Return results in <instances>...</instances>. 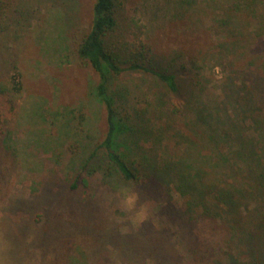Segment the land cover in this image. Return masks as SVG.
<instances>
[{
    "label": "rangeland",
    "instance_id": "374dc122",
    "mask_svg": "<svg viewBox=\"0 0 264 264\" xmlns=\"http://www.w3.org/2000/svg\"><path fill=\"white\" fill-rule=\"evenodd\" d=\"M121 1L113 40L148 47L152 65L175 73L179 83L172 92L141 72L112 77L110 94L125 134L136 141L134 159L187 167L205 189L195 212L206 206L213 216L223 214L216 226L224 241L212 256L221 264L229 250L241 251L243 231L264 223V0ZM94 4L0 0V103L14 110L0 138V264H155L84 232L82 201L104 206L88 227L125 237L148 222L159 233L171 231L178 264H206L162 214L165 202L107 177L103 155L72 191L108 129L99 76L76 49L90 31ZM177 187H168L172 204L193 201ZM220 193L236 202L231 214Z\"/></svg>",
    "mask_w": 264,
    "mask_h": 264
},
{
    "label": "trees",
    "instance_id": "16d2710c",
    "mask_svg": "<svg viewBox=\"0 0 264 264\" xmlns=\"http://www.w3.org/2000/svg\"><path fill=\"white\" fill-rule=\"evenodd\" d=\"M121 6V0H95L90 31L76 42L77 54L81 62L91 67L99 76L96 92L106 108L108 129L103 141L98 144L86 160L82 171L76 176L71 186L72 191L79 190L84 183V173L103 155L104 160L108 163L106 170L104 169L107 177L117 176L125 182L136 183L141 187L140 194L142 196L165 202L162 214L173 225L180 228L181 235L186 239L192 253L199 255V260L203 263H220L221 261L213 259L212 256L216 254L217 249L224 241L220 238L222 232L216 226L223 214L218 213L213 216L212 208L206 206L203 214L195 212L197 198L202 202L205 189L200 191L196 187L187 167L183 166L184 164L181 162L176 165L162 164L147 156H143L142 159L140 158L141 160L134 159L135 148L133 146L136 141L133 135L125 134L124 119L120 115L115 98L110 94L112 77L120 76L126 72H141L155 77L172 92L179 91V83L175 73L162 71L152 65L148 47H129L113 40V35L120 30L118 17ZM193 62L195 65L197 64L196 61ZM10 105L13 104L1 105L0 103V138L5 133L14 111ZM130 142L129 147L128 143ZM172 181L177 182L180 193L192 197L193 201L189 199L190 201L180 208L172 204L171 198H166L169 196L170 189L168 187ZM192 192L197 193L192 194ZM221 197L223 198L219 202L222 209L224 208V213L231 214L236 202L227 195L222 194ZM79 205L78 210L83 217H86L80 227L86 233L95 234L97 241L100 238L111 240L117 244L118 250L125 248L134 260H143L150 256L155 264L179 263L181 256L178 254L174 236L169 229H164L159 233L152 225L145 222L141 230L120 237L113 231L87 226L86 223L94 222V217L104 210V206L99 202L97 206L94 202L83 203V201ZM241 236V251L235 254L233 250H229L228 260L221 264H264V223L256 225V228L249 232L243 231ZM49 239H53V237ZM98 246L97 251L100 250V243H97Z\"/></svg>",
    "mask_w": 264,
    "mask_h": 264
},
{
    "label": "clouds",
    "instance_id": "9594fccd",
    "mask_svg": "<svg viewBox=\"0 0 264 264\" xmlns=\"http://www.w3.org/2000/svg\"><path fill=\"white\" fill-rule=\"evenodd\" d=\"M217 73L219 72V69H216ZM135 203V196L128 197V204L131 206Z\"/></svg>",
    "mask_w": 264,
    "mask_h": 264
}]
</instances>
